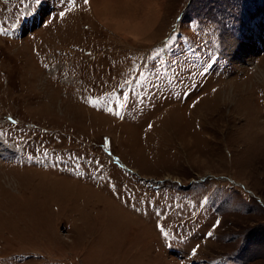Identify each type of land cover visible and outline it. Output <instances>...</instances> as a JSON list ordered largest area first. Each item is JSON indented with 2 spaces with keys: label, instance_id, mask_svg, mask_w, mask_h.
I'll use <instances>...</instances> for the list:
<instances>
[{
  "label": "rangeland",
  "instance_id": "374dc122",
  "mask_svg": "<svg viewBox=\"0 0 264 264\" xmlns=\"http://www.w3.org/2000/svg\"><path fill=\"white\" fill-rule=\"evenodd\" d=\"M0 264H264V0H0Z\"/></svg>",
  "mask_w": 264,
  "mask_h": 264
},
{
  "label": "snow or ice",
  "instance_id": "6c2138e0",
  "mask_svg": "<svg viewBox=\"0 0 264 264\" xmlns=\"http://www.w3.org/2000/svg\"><path fill=\"white\" fill-rule=\"evenodd\" d=\"M37 4L40 3V0H36ZM73 3H75V0H72ZM89 0H84L85 4H88ZM64 15V13H61V17ZM122 98V99H121ZM130 101V96L127 94H124L123 91H121L120 95L116 97V105H115V110L113 109V107H108L107 108V112L111 115H114L117 118H123L122 116V110L125 109V107L128 105ZM138 102H142V101H138ZM90 106H92L93 108L97 107V103L95 101H91L89 100ZM43 155L46 157L47 153H43ZM165 235H167L165 233ZM209 236H211V232L209 233ZM195 254V252L193 253Z\"/></svg>",
  "mask_w": 264,
  "mask_h": 264
},
{
  "label": "bare ground",
  "instance_id": "6f19581e",
  "mask_svg": "<svg viewBox=\"0 0 264 264\" xmlns=\"http://www.w3.org/2000/svg\"><path fill=\"white\" fill-rule=\"evenodd\" d=\"M250 40H251V39H250ZM253 40H254V39H253ZM253 40H252V41H253ZM253 42H254V41H253Z\"/></svg>",
  "mask_w": 264,
  "mask_h": 264
}]
</instances>
